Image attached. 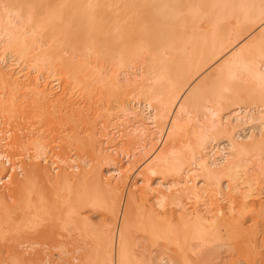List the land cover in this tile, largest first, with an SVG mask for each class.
<instances>
[{
    "label": "bare ground",
    "instance_id": "6f19581e",
    "mask_svg": "<svg viewBox=\"0 0 264 264\" xmlns=\"http://www.w3.org/2000/svg\"><path fill=\"white\" fill-rule=\"evenodd\" d=\"M0 2L2 4V6L0 5L2 7V12H0V62H4L7 53H15L21 58L31 52L34 54L37 52L35 54L37 62H41V59L45 61L48 59L45 56L49 54L57 57L58 59L56 60L60 61L59 64L62 63V67L76 68V70L79 69L84 72L86 70L89 71V74L91 70V73L94 72V74L100 75L101 80L104 79L102 80L103 82L107 81L111 84L102 83L104 85L107 84L105 86L108 88L109 84L111 87L114 86L115 91L117 86L119 89L122 85L125 86V83L126 86L127 83H132L137 88L136 92H139V96L144 98V100L141 97L137 98L136 102L138 99H142L143 102L138 101L133 105V107H136L135 105L139 107L137 113L133 112L134 118L137 119L140 116L139 118L144 122L149 120L152 127L150 129V126L147 125V129L145 128L149 132L147 137H151L152 141L159 142L162 140L163 146H161L162 148L157 154L153 155V158H150L145 165L146 167L144 166L143 172L139 173L144 176L142 179L144 188L141 187L138 194L133 192L129 195L131 197H128L130 199L127 201V206H125L126 208H124L123 212L128 207L130 209L129 205H132V202L134 206L137 202H149L151 196L159 209L164 208L167 202L181 205L184 198H186L185 201L192 199L194 202H198L203 199L204 193L209 191H206L205 188V186H209L208 181L216 180L218 176H221L222 179H226L227 183L224 187L217 186L218 192L216 193L223 195L226 205L225 207L216 206L218 200H213L215 196L213 195L211 197L207 196V198L209 197L210 202L208 203L210 205L206 203V207L210 206V210L212 209V212H215L214 222L216 223L217 221L220 223V227L223 226L224 233L221 235V231L214 228L219 225L218 223L216 225L212 220L210 222L209 218H206L196 206H193V209L191 207L192 213L190 211V214L196 222L195 229L197 231L193 232L190 230L191 228L189 229L191 224L188 226V230H190L189 233L192 232L194 234V239H200L199 241L202 242L201 245L195 247L188 245L190 250L194 248L199 250L191 264L205 262L211 254L216 253L217 249H221L223 246L227 264H264V195H260L261 193L257 194L255 191L253 194L252 190L249 191V189L245 188L244 190L248 192L243 191L242 187L244 185L246 187L249 181H246L248 179L247 175L246 178L244 174L242 176L240 173V171L244 173L245 165H242V161L245 160L243 156L247 157L248 151L251 154L250 151L254 150L258 144L260 146L259 150H264L262 149L264 146V144L262 146L264 135L260 133L261 137L258 134L257 137L251 134L244 139L231 132L229 134V130L232 131L237 125L230 121L229 116H226V118L222 117V112L227 105H239L242 99H240V96H242L243 90L245 95V89L250 91L248 93L252 97L260 96L264 103V0H0ZM39 52H41V56L43 54L44 58L40 57ZM48 61L45 62V65ZM56 63L55 65L58 64ZM4 67L7 69L11 65ZM129 70H132V72L135 70V74L130 73ZM137 71H139L138 74ZM82 74L83 77L88 75L86 72ZM14 76L15 74L11 76L13 77V80L11 79L13 83L17 79ZM99 77L96 78L95 76L94 79ZM131 77H135V79H131ZM103 84L102 86H104ZM134 86H131L133 90ZM40 91L37 95L41 97ZM30 92L28 89L24 94H20H23L25 98L32 95L29 94ZM136 92L134 90V96H138V92L137 95ZM13 93L9 95L15 96L16 93ZM40 97L38 96V98ZM135 98H133V101ZM13 100H1L0 112L3 111L5 114V112L13 111L15 106ZM202 100L209 102V105L207 106V102L202 104ZM197 105H201V107ZM142 106L144 107L141 108ZM15 107L18 108V106ZM142 109L148 111V118H145L144 110ZM190 110L192 111L190 112ZM184 113L186 116L183 115ZM190 113L193 114V117ZM238 116H235L236 120ZM246 117L248 121H256L257 119L259 121L256 116L247 114ZM142 120L139 122H143ZM186 122L188 124L193 122L195 126H193V129L191 126L188 127L191 131L185 130V134H181V131L184 132V124ZM165 124L166 131L162 135V130H164L162 128H164ZM142 125L143 123L141 127ZM181 125H183V130ZM185 126V129H187V123ZM138 127L133 130L137 132V136L141 135L139 138L144 137L147 132H144L145 129L141 130V128L138 130ZM143 127L146 126L144 125ZM222 135H226L228 144L225 147L223 146L224 149H219L220 147L213 145V143ZM87 136L89 137V135ZM93 136H91L92 140L90 142L89 138L86 137L89 143L93 140L95 143L97 142L95 140L96 137L94 139ZM182 138L185 139L182 140ZM257 138H259L258 142L255 140ZM260 138L263 139L261 140ZM250 141L252 143L255 142L253 144L255 147L252 146L248 150L250 145L247 143H251ZM259 142H262L261 145ZM245 144H247L246 147ZM141 148H143V151L146 149L144 146ZM91 149L93 148L91 147ZM224 150L226 151L224 152ZM256 151L259 152L258 150ZM144 152L142 153L145 154ZM211 152L212 154L210 155ZM257 154L259 155V153ZM101 155L104 154L101 153V158L98 155L94 159L96 161L97 159H102L103 156ZM186 166L192 167L187 168ZM2 167L5 168L4 165ZM41 169H38V166L36 169L33 168L29 174L25 175L27 176L25 179L23 175L25 172L20 174L21 176L23 175L24 180L15 183L14 188L7 192H10L11 199L17 198L16 203L5 206V202L2 204L1 200L5 195L0 193V218L3 216V211L1 213V210L4 209V212H7L3 205L7 207L6 210L12 209H9L10 213L11 211L15 212L14 209L16 211L20 209V212L18 211L16 214L20 213V218H18L20 222L24 223L35 224L51 216L49 213L51 210L48 207L51 202L48 204V197L46 200V195L44 196L38 192L39 190L36 191L35 184L41 182L44 183L43 185L51 183L53 186L60 185L62 187L63 185L64 187L66 185L67 187L71 183L72 175L68 172H63V174L53 179L50 174ZM72 169H77V166ZM122 171L123 168H115L112 172L114 177H119ZM156 174L170 179V183L164 184L165 191L153 188L148 184L149 175ZM240 175L244 178L241 179ZM9 176H11L10 173ZM2 178L0 179L2 180ZM78 178L91 182L93 187L97 189L96 194H99V191H103V193L104 191L109 193L110 191L111 193L113 191L117 193L118 191L117 194H120L117 185L114 186L111 182H105L106 179L104 178V181L97 170L83 171ZM249 179H252L251 176ZM0 184L2 185L3 183ZM160 185L162 186L163 184L160 183ZM54 194L56 195V193ZM150 194L152 195L150 196ZM9 195L7 194V198ZM120 195L118 196L119 199H112L115 202L111 201L110 206L108 205L107 208L109 210H107L109 212L108 215L113 222V229L110 228L111 231L108 230L110 232L109 235H107L108 232L106 233V238H108L104 239V244L99 242L105 245L103 250L101 249L103 255L100 252L99 258L96 257L98 261L101 259L99 261L101 264H138L139 262L133 260L135 257L132 258L136 255L131 257L129 256L130 253L128 254L130 249H127L128 232L126 231H128L127 228L130 226L129 221L131 222V219L128 220V212L126 216L123 215L121 216L122 218H119L121 213H119L121 211ZM112 196L115 198L116 194ZM90 197L92 198V196ZM250 197L253 198L252 201H248ZM4 200L6 201V199ZM65 201L62 200V204ZM66 203L65 205L63 204L67 206L65 212L63 211L65 213V222L74 223V225H78L77 228L79 226L82 228L84 222L79 210L73 209L72 204L68 205L69 200ZM93 204L91 205L93 206ZM153 205L151 203L148 208L145 207L144 209V212L148 210L146 217L150 218V220L147 218L146 220L138 219L137 222L133 223L136 226L134 228L145 232L152 241H157V238H163L170 246H177L178 249L183 247L180 244L177 230L171 225L172 218H165L166 221L164 222L163 220L165 225L160 224V222L157 223L159 219H162L161 215L163 213H157ZM213 205L215 206L211 208ZM9 214L6 215L8 216ZM178 214L180 217L183 216L181 213ZM62 215L64 214L62 213ZM186 217H189V215ZM120 219V228L116 229V222ZM153 219L156 224H154ZM151 220L153 223H151ZM86 224L83 226V231L87 229ZM11 225L13 224L11 223ZM212 226L214 227L211 228ZM210 229H212L211 233L207 232ZM206 240L223 242L221 245L219 243L218 246H215L214 249L210 247V250L213 249L212 251H207L209 248L206 246ZM204 246L206 247L203 249ZM215 250L216 252H214ZM100 254L102 257H100ZM13 256L9 259L11 260L10 263L19 264L21 258L16 255ZM149 256V258L147 257L148 264H154L151 262L154 258L151 259V255ZM185 257L182 259L181 256V264H188ZM140 259L138 258V260ZM169 261L170 264L177 263L173 258Z\"/></svg>",
    "mask_w": 264,
    "mask_h": 264
},
{
    "label": "rangeland",
    "instance_id": "374dc122",
    "mask_svg": "<svg viewBox=\"0 0 264 264\" xmlns=\"http://www.w3.org/2000/svg\"><path fill=\"white\" fill-rule=\"evenodd\" d=\"M0 5L2 6L1 2H0ZM0 12H2V7L0 8ZM39 53H40V57L44 58L43 54L41 56V52ZM35 54L31 52L29 53V55L25 56L26 58L24 56L19 58L18 55H16L15 53H7V57H5L4 62H0V102L1 100L2 101L13 100V97H14L15 99L13 100V102L15 103V106H18V108L14 106L13 111L11 110L10 112H5V114L3 111L0 112V129L6 135H8V146H7L8 149L14 151L15 153L21 154V155L25 154L24 156L26 157V160H22L21 163H19V165L23 167V169H25L23 170V172H25L23 174L24 176L27 173L29 174V172L33 168L36 169L38 166V169L42 168L41 170L50 174V177L53 179L63 174V172L64 173L68 172L69 174L72 175V180H71V183L67 187L66 185L64 187L63 185L62 187L60 185H58L60 187H58L57 185L53 186V184L51 183L45 184L46 186L48 185L46 187L45 185H43L44 183H41V182L40 183L38 182L37 184H35L36 185L35 189H37L36 191L39 190L38 192L42 193L44 196L46 195L45 196L46 200L48 197V201H49L47 202L48 204L51 202V204L48 205L49 209L51 210L49 211L51 216H48L49 217V218L47 217L48 219L37 222L35 224L34 223L29 224L26 222L24 223L22 221H21L22 222L21 224L20 219H19L20 213L16 214V212H18L20 209L19 210L17 209V211L16 209H14L15 212L11 211L10 213L9 212L10 208L6 210L7 207H4V205L6 206V205H10V204L12 205L13 203H16L15 201L17 198L11 199L9 195L10 192L9 193L7 192L14 188L15 183H18V181L19 182L23 181L27 176H25L23 179V175L18 176V174H15V173L12 174L10 171V175H11L10 180L3 183L4 185L0 184V190H1L0 193H3L5 196H3L2 198L6 199V201L5 200L3 201V199H1L3 202L2 204H4L5 202V204L3 205V208H5V211H7L5 213L4 209L1 210V213L3 211V216L1 215L2 218H0V264H11L10 263L11 260L9 259L12 255L14 256L16 255L21 258V261L19 264H21V262L22 264H81V263L82 264H98L99 261H101V259H99L98 261L96 257L99 258V253L100 252L102 253V250L104 248L103 246H105L103 245L104 241L108 238V237L106 238V236L109 235L110 233L108 230L111 231V229H113L112 228L113 222L108 215L109 212H107L108 210L107 208L110 202L112 201V199L116 200V198H118L120 194H121L120 195L121 196L120 198L121 200L120 210L121 211H119V213L120 212L121 213L119 214L120 216L119 218H122L121 216L123 215L126 216L128 212L129 214L127 216L128 220L131 219V222L129 221L130 226L128 224L129 226V228H127L128 231H126L128 232L126 241H127V247H128L127 249L128 250L130 249L129 250L130 252L127 250L128 254L130 253L129 256L131 257L132 255L137 256V257L133 256L132 258L134 257L137 258V259L134 258L133 260H136L137 262L139 261L138 264H148L147 257L151 255V259L154 258L153 261L151 262H153L154 264H170L169 260H171L172 258L176 260L175 261L177 262L176 264H181L180 260H182L185 256H187L190 258L185 257L186 261H188V264H191L193 259L196 258V255L198 254L199 250L195 248L193 250H190L188 249V245L195 247V246L201 245L202 242L199 241L200 239L198 238H197L198 240H196V238L194 239L193 238L194 234L192 232H191L192 235L191 233H189L190 230L193 232L197 231L195 229L196 222L193 219L192 215L190 214V211L192 213L193 206H196L198 209H200L201 213L206 218H209L210 222L213 221V223H215L214 218H213L215 216V212H212V209L210 210V206L206 207L207 205L206 203L210 202V200L208 199L209 197L207 198V196L211 197L215 195L213 197V200L215 199L218 200L216 202V206L225 207L226 201L224 200L223 195L222 196L218 195L216 192H218V189H217L218 187L226 186V183H227L226 179L225 178L222 179L221 176H218V178L216 177L218 180L214 179L212 181H208L209 186L207 185V187L205 186V188H206V191L209 190L208 192L211 194H209L208 192L204 193L205 195H203L202 197L203 199L198 202L197 201L194 202V200L192 199L190 200L187 199L185 201L186 198H184L183 199L184 201L182 202L181 205H174L172 204V202H167L164 208L159 209V207L156 206L155 200L151 196L152 194H150L152 199L150 198L149 202H145V203L137 202L135 206L132 202V205H129L130 209L128 207L127 208L128 211L125 209L126 211L123 212L124 208H126L125 206H127L126 205L127 201L130 199L128 197H131L129 195H131V193L133 192L138 194V192L141 190V187L144 188V184L142 183V179L144 176H142L139 173L143 172V169H145L144 166L148 163L150 158H153V155L157 154L160 148H162L161 146H163L162 140L159 142L155 140L152 141L151 137H147L149 134V132L146 131L147 125L150 126V129L152 127L150 125L149 120H146L144 122L141 118H139L140 116L137 119L134 118L135 115H133V112L137 113V110H139V107L137 105H135L136 107H133V105L137 103L138 101L143 102L144 98L142 96H139L138 91H137L138 96H134L135 95L133 94L134 90L136 92L137 88L132 83H127V86L125 83L124 84L125 86L122 85L123 87L121 86V88L119 89L117 86V89H116L117 93H116L114 86L111 87L110 82H107V81L103 82L102 80L104 79L101 80L100 78L101 76L99 75L100 76L99 77L98 74H94V72H92L93 73L92 74L91 70H90V74H89V71L85 70V72L88 73V75L86 74L88 77L84 75V77H86L84 79L83 74H82V73L85 74L84 71L79 70V69L76 70V68L69 69L68 67L67 68L64 66L62 67L61 65L62 63L59 64L60 61L58 62L56 60L58 59L57 57H53L48 54L49 56L47 55L45 57H48V59H50L49 61L46 58H45L46 59L45 61L40 58L44 62H42L41 60H40L41 62L39 61L37 62ZM46 61H48V63L52 65L48 63H46L45 65ZM56 61L59 65L56 63ZM55 63L57 65H55ZM10 65H11L10 68L6 69L4 67V66H10ZM13 65L15 68L12 67ZM134 71L132 72L131 70L130 73L135 74ZM138 72L139 71H137V74ZM10 73L12 75L15 74L14 78L17 77V79H15L16 82L14 80L16 84L13 83L12 81L13 77H11L12 75ZM91 74L94 76L92 77ZM95 76L96 78L97 77L99 78L94 79ZM131 79H135V77L134 78L131 77ZM96 80L97 81L99 80L98 81L99 83ZM85 82H88V83H85ZM102 82L107 83V84L110 83L109 88L105 86L107 84L104 85ZM86 84L87 86H85ZM102 84L104 86H102ZM131 86L135 87L134 90L131 88ZM28 89H29V92L31 91L29 94H32L30 95V97L33 96L32 98L28 96L24 98L23 96V94ZM36 90L38 91L36 92ZM14 91L16 92L18 91L17 93L15 92L17 95L13 93ZM39 91H40L41 97L40 95H37V93L39 94ZM246 91L247 89H245V95H244V90H243L242 96H240V99L241 98L242 99L240 100L239 105H233V106L227 105L226 109L222 112V117L226 118V116L227 117L229 116V119H231L230 121H233V124L238 126V127L236 126L237 128L236 127L233 128L232 131L229 130L228 133L230 134L231 132L233 134H236L239 138H244V139L250 136L251 134H253L254 136H257V134L258 136H260L259 135L260 133L264 135V132H262L264 131V122H263L264 121L263 119L264 118V103L262 102L263 99L258 95H256L255 97H252V95L248 93L249 90L247 91L248 94L246 93ZM137 92H136V95H137ZM10 93L15 94V96L14 95L10 96L9 95ZM20 93H23V94H20ZM38 96L40 98H38ZM139 97L143 98V100L138 99V101L136 102L137 98ZM133 98H135L134 101H133ZM206 102L207 101L202 100V104ZM208 103L209 102H207V106L209 105ZM24 104L25 105L28 104V105L25 106ZM201 105H197V106L201 107ZM143 107L144 106H142L141 108ZM191 111L192 110H190V112ZM147 113L148 111L144 110L145 118H148ZM247 114L254 116V117L255 116L258 117L259 121L258 119L256 121L254 120L248 121L247 117L249 116L246 117ZM183 115L186 116L185 113ZM190 115L193 117V114L190 113ZM237 115L239 116L236 120L235 116ZM135 120H138V121H135ZM141 120L143 122L140 123L139 121ZM192 121L194 122V120ZM193 122L189 124L188 122H186L187 129H185L186 123L185 124L183 123L184 132L181 131V134H185L186 131L190 130V128L188 129V127L190 126L193 129V126H195ZM142 123L143 125L141 127ZM139 125L140 127H138ZM144 125L146 127H143ZM181 126L183 130V125ZM136 127H138V130L140 128L141 130L146 128L144 132L146 131L147 133L144 135V137L139 138V136L141 135L137 136L136 134L137 132L134 131ZM165 128H166V124L164 128H162L164 129L162 130V135L165 134V131H166ZM84 133L86 134V136ZM131 133L133 134L131 135ZM87 135H89V137ZM92 135H94L93 136L94 139L96 137L95 140L97 141L96 143L94 142V140L92 141L93 143H95L94 145L92 142L89 143L90 140H92L91 138ZM134 135L136 136V138ZM84 136L85 138H83ZM225 136L226 135L219 136L217 140H215V143H213V145L215 146L218 145L220 147L219 149L221 148L224 149L225 145L228 144L227 137ZM86 137L89 138V142H88V138ZM153 138H154V135H153ZM161 139H163V137H161ZM183 139L185 138H182V140ZM260 139L262 140L263 138H260ZM255 140H257L258 142L259 138ZM147 141L148 142L150 141V142L148 143ZM250 142L251 143H247L250 145L249 146L250 148L247 147L248 150L251 149L252 146H254L253 144H255V142L254 143H252V141ZM247 144H245V147L247 146ZM263 144L264 142L262 143V146ZM142 146L146 148L144 151H147V152L143 151V148H141ZM91 147L93 149H91ZM259 147H260L259 144L257 147H255L254 149L255 153H254V150L252 149L253 152L250 151L251 154L248 151L247 152L248 155H246L247 157L243 156V159L245 160L242 159L244 161V162L242 161L243 163L242 165H245V169H243L244 173H242L241 171L240 173L242 176L244 174L245 175L244 177H246L247 175L248 179L250 178V176L252 178L249 180L246 179L247 177L245 178L246 181H249L247 182L249 184H246V187L245 185L244 187H242L243 191H247L249 189V191L252 190L251 192H253V194L255 191V193L257 194L261 193L260 195L263 196L264 195V150H259L260 149ZM262 149H264V146L262 147ZM148 150L150 151L149 153H148ZM256 150H258L259 152H257ZM225 151L226 150H224V152ZM142 152H144L146 156ZM101 153L104 154L101 156H103L105 159L102 157V159H97L96 161L95 159L97 158L98 155H99L98 157H100ZM257 153H259V155ZM211 154L212 152L210 153V155ZM245 161L247 164L245 163ZM2 165L3 164H0V178L5 176L6 174L5 172L6 168L2 167ZM76 166H77V169L75 170L72 169ZM98 166H100V168H98ZM186 167L191 168L192 166H186ZM115 168H123V171L120 174L122 177L121 176L114 177V173L112 171ZM86 170L87 171L97 170L98 172H100L103 180L105 181L106 179L105 182H111V184L114 186L117 185L120 194H117L118 191L117 193L113 191L114 192V193L112 192L113 194L111 193V191L110 193L108 191H104V193L103 191L102 192L99 191L100 193L97 191V193H99L100 195L96 194L97 189L93 187V184H91V182L81 180L78 178L79 174H81L83 171H86ZM241 175H240V178L243 179L244 177H242ZM148 182H149L148 184L151 185L153 188H157L163 191L165 189L164 184H166L167 182L170 183V179L168 177H164V176L162 177L161 175L156 174V175H149ZM160 183L163 185L161 186ZM37 185L39 188L37 187ZM244 188L247 190H244ZM58 191L61 192L60 195L58 196L59 198L57 197V195L59 194ZM54 193H56V195ZM7 194L9 195L8 198H7ZM115 194L116 196L114 198V196L112 195H115ZM90 196H92V198ZM251 198L252 197H250L248 201H252L253 198L252 199ZM61 199L66 200L65 202H63L64 205L67 204L66 202H68L69 200L68 205L72 204L71 206L72 208L74 207L73 209L76 208L79 210V213L81 214L82 220L84 222L83 224L85 225V223H87L86 224L87 229L85 231H83L84 225L82 223H81L83 225L82 228L81 226L77 228L78 225H74V223H71V222L69 223L67 221L68 219L66 220L67 222H65L64 212L67 206H64L62 204ZM114 200L112 202H115ZM151 203L152 205L154 204L153 206L157 213H160V214L163 213V215H161L162 217L159 216L162 219H159V221L156 219L158 221V222L156 221L157 223L160 222V224H163V220L164 222L166 221L165 218H168V217L172 218L171 225L174 226V229L177 230L178 236L180 238L179 240L181 242L180 244L183 245V247L178 249L177 246H174V247L170 246L166 243V240L163 238H157L156 239L157 241H152V239L145 232L143 231L141 232L134 228L136 226L133 223L137 222L138 219H145V220L146 218L148 219V217H146L148 215V210L144 212V209L145 207L148 208V206ZM91 204H93V206ZM214 206L215 205L211 206V208ZM136 207H138L139 209ZM203 207L205 208V210ZM209 210L214 214H212ZM168 211L169 213H167ZM62 213L64 215H62ZM178 213H181L183 216L181 217L178 216L179 215ZM6 214H9L10 216L9 215L7 216ZM187 215H189V217H186ZM182 217L183 218L185 217V218L183 219ZM148 220H150V218ZM173 220H174L175 225L173 223ZM119 222L121 223V219L116 222V225H117L116 229L120 228ZM11 223L13 225H11ZM151 223H153L152 220H151ZM154 224H156L155 220H154ZM215 224L218 226H216ZM215 224L213 225H215L216 227L212 226L211 228L214 227L215 229H218V231H221V233L220 232L219 233L222 235V233H224V229L222 228L223 226L220 227V223L217 221ZM6 225L7 227H5ZM189 225H190L189 229L191 228L190 230H188ZM13 226L15 227V229ZM192 229H195V230H192ZM186 231L190 235L188 233L186 235ZM211 231L212 229L207 230V232H210V233ZM107 232L108 234L106 235ZM104 233H105V236H104ZM185 239L187 240V242ZM205 242L207 243L206 244L207 248H209V250L207 251H212L215 246H218L219 243H220L219 245H221L223 241L211 242L210 240H206ZM206 246H204L203 249ZM210 247H212L213 249L210 250L211 249ZM223 248L224 246L221 249H217V252L215 250L214 252L216 253L211 254L210 257L205 260L206 263L203 261L201 264H227L226 263L227 259L225 257L226 254L224 252L225 249ZM179 252L181 253V255ZM102 255L100 254V257H102ZM181 256H182V259H180ZM138 258H141V259L138 260Z\"/></svg>",
    "mask_w": 264,
    "mask_h": 264
},
{
    "label": "built area",
    "instance_id": "2783aa9c",
    "mask_svg": "<svg viewBox=\"0 0 264 264\" xmlns=\"http://www.w3.org/2000/svg\"><path fill=\"white\" fill-rule=\"evenodd\" d=\"M1 130V129H0ZM8 135L2 130L0 132V163L6 168V176L2 178L0 183H4L9 180V173H15L20 176L23 173V168L19 165L22 160H26L25 154H18L8 149ZM30 154V153H28ZM27 155V154H26Z\"/></svg>",
    "mask_w": 264,
    "mask_h": 264
}]
</instances>
